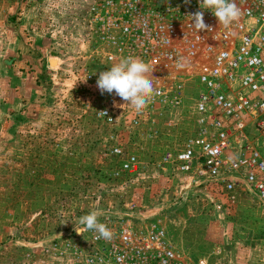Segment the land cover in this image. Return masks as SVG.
<instances>
[{"label":"built area","instance_id":"obj_1","mask_svg":"<svg viewBox=\"0 0 264 264\" xmlns=\"http://www.w3.org/2000/svg\"><path fill=\"white\" fill-rule=\"evenodd\" d=\"M81 1V42L87 50L77 68L75 98L100 126L158 132L172 125L167 113L183 110L187 84L197 79L202 85L194 96L191 127L181 140H164L150 163L126 149L121 132L106 136L96 159L116 158L106 171L117 183L112 189L135 190L138 177L153 168L197 194L206 212H219L230 197L246 192L264 208V2L236 0L242 15L225 27L210 9L200 7V0ZM196 11L204 13L209 30L194 29L190 14ZM128 55L153 67L159 93L140 113L97 87L99 73ZM146 208L132 199L89 203L76 213L77 223L91 210L102 211L100 222L113 232L110 242L96 240L90 231L77 233L78 224L32 242L24 263L207 264L176 248L160 214L168 208L145 217Z\"/></svg>","mask_w":264,"mask_h":264},{"label":"rangeland","instance_id":"obj_2","mask_svg":"<svg viewBox=\"0 0 264 264\" xmlns=\"http://www.w3.org/2000/svg\"><path fill=\"white\" fill-rule=\"evenodd\" d=\"M16 1L30 5V22L38 35L47 38L46 50L59 55L62 62L55 69L45 63L40 71L30 68L33 81L47 82L44 87L50 99L43 104L36 96L24 115L19 114L20 118L15 113L22 101L14 100L10 107L9 72L0 63V155L7 156L6 160L0 159V202L13 194L17 200L12 205L21 202L17 212L14 207L0 206V264H25L24 252L33 250L32 242L48 240L74 228L78 225L76 213L89 203H116L120 199L145 204V217L161 212V206L168 208L160 214L172 242L193 261L205 258L207 264H264V208L250 193L230 197L219 212H206L197 194L149 168L138 177L137 188L123 194L112 189L111 185L117 187V183L106 175L107 169L117 164L116 158L96 159L102 141L112 132L124 134L126 149L149 163L164 140H181L192 125L194 96L202 87L198 80L187 84L183 110L166 114L172 125L161 126L158 132L155 128L128 132L120 127L100 126L94 114L85 112L75 98L80 91L77 68L87 50L81 42L84 33L80 8L84 3ZM10 7V1L0 0L3 31L1 26L7 21L4 16L12 12ZM1 38L0 33V42ZM24 105H28L25 100ZM10 153L11 158L27 155L31 160L29 171H18L23 175L18 192L11 187L14 178L9 171ZM24 165L22 161L19 167Z\"/></svg>","mask_w":264,"mask_h":264},{"label":"crops","instance_id":"obj_3","mask_svg":"<svg viewBox=\"0 0 264 264\" xmlns=\"http://www.w3.org/2000/svg\"><path fill=\"white\" fill-rule=\"evenodd\" d=\"M8 1L11 2L10 8H12V12L7 17L4 16L7 19V21L4 22L1 26L4 31L0 29V33L2 35L0 49L5 50V53L0 52V63L7 66L9 72L8 81L10 91L9 98L11 103L10 107H13L12 103H15L14 100L22 101L20 107L15 113L19 116V114L24 115V113L26 112L25 108H28L29 104L35 99L36 96L39 97V102L43 104H46V102L50 99L49 92L46 91V88L44 87L47 82H41L40 80H37V82L33 81V76L31 74L32 72H29V70L30 68L34 67L36 70L40 71L39 67L43 66L44 63L46 64V67H49L48 56L52 53L49 49L46 50L45 48L47 38L43 36V34L42 36L38 35V31L34 28L33 22L31 23L29 20V16L27 14L30 11V5H25L24 2L20 3L16 0H6V2ZM36 34L38 36L34 38L32 35ZM39 38L40 42H37V39ZM56 56L59 57V55ZM24 100L28 104L27 106L24 105ZM18 118H20V116ZM9 144L12 146L11 140ZM0 159L6 160V154L4 156L0 155ZM22 161H25V167H19ZM30 161L31 160L27 155L26 157H19L18 155H16L12 156L11 158L10 153L9 171L10 174H12L10 176L14 178V180H12L11 182V187H15L13 188L15 189L13 192L19 191L17 190L18 182L23 177L22 174L20 175L18 173V171L21 169L25 170L26 172L29 171ZM43 182L39 183L43 184ZM13 195L0 202V206L14 207L15 212H17L19 211L21 202L17 201L16 206H13L12 201L17 200V197ZM237 196L239 195H234V197Z\"/></svg>","mask_w":264,"mask_h":264},{"label":"clouds","instance_id":"obj_4","mask_svg":"<svg viewBox=\"0 0 264 264\" xmlns=\"http://www.w3.org/2000/svg\"><path fill=\"white\" fill-rule=\"evenodd\" d=\"M200 7L210 9L219 24L225 27L237 21L242 15L236 0H200ZM190 17V21H193L192 26L198 32L210 29L204 21L202 11H196L190 14ZM152 73L153 67L137 57L128 55L114 62L108 70L99 73L97 87L102 94L114 92L125 101L122 105H130L137 113H140L147 107L149 101L159 94ZM101 114L106 115L103 111ZM101 215H103L102 211L91 210L79 218L78 224L81 227H75V230L82 235L85 231L93 232L96 240L103 239L110 242L113 239V232L105 223L100 222Z\"/></svg>","mask_w":264,"mask_h":264},{"label":"water","instance_id":"obj_5","mask_svg":"<svg viewBox=\"0 0 264 264\" xmlns=\"http://www.w3.org/2000/svg\"><path fill=\"white\" fill-rule=\"evenodd\" d=\"M48 62H49V67L51 69H55L61 63V58L56 55L49 54Z\"/></svg>","mask_w":264,"mask_h":264},{"label":"bare ground","instance_id":"obj_6","mask_svg":"<svg viewBox=\"0 0 264 264\" xmlns=\"http://www.w3.org/2000/svg\"><path fill=\"white\" fill-rule=\"evenodd\" d=\"M56 63V62H55Z\"/></svg>","mask_w":264,"mask_h":264}]
</instances>
